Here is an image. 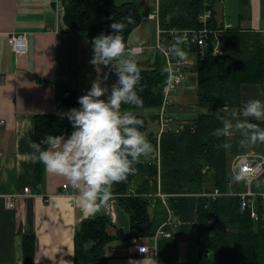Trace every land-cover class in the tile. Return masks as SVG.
I'll list each match as a JSON object with an SVG mask.
<instances>
[{"label":"crops","instance_id":"obj_1","mask_svg":"<svg viewBox=\"0 0 264 264\" xmlns=\"http://www.w3.org/2000/svg\"><path fill=\"white\" fill-rule=\"evenodd\" d=\"M68 1L0 0V264H22V243L26 235H33L34 238L33 264H73L74 235L80 222L101 212L105 213L102 208L95 215H86L80 201L67 195L74 190L62 176L49 174L44 170L41 182L37 183L35 166L27 159V154L32 151L30 144L33 141V117L56 111L54 103L56 83H64L75 90L79 98L90 88L92 80L109 73L106 67L101 66V69L96 70L89 64L92 54L86 52V49H90L91 44L85 41L91 39L71 32L64 24V5ZM225 3L223 0H204L206 8L200 14L208 13L210 20L205 24L200 22L201 26L208 28L214 17L216 23L222 27L237 26L244 30L261 31L264 34V0H238L239 11L235 12L236 16L230 15L228 18L225 14ZM154 11L158 12V6ZM151 13L154 12H148L147 18ZM155 23L158 26V19H155ZM20 33L26 36L24 49L15 51L10 47L8 38L12 34ZM220 37L219 35V44ZM128 42L127 40V46H130ZM189 46L182 47L189 64L179 87L181 89L173 95L168 109L174 124L181 119L190 118L185 115L192 111L218 113L217 109L226 108V111L219 114L224 118H231V113L240 111L250 99L264 102V84H242L238 106L198 108L196 96L191 95L194 89L191 91L188 80V75L191 74L189 71L195 68ZM143 55L145 58L141 59ZM143 55L131 58L135 59L138 65L146 66L152 54L146 51ZM109 78L114 82L111 75ZM194 80L196 84V72ZM252 122L264 127L262 121ZM233 136L242 137V134L236 132ZM228 138L230 137H227V140ZM249 145L247 153L253 152L264 157V143ZM240 154L231 156L227 152L229 164ZM259 178L252 184L255 192L264 191V186L263 189L257 187ZM62 184H67L65 190ZM237 186H240V190H236ZM24 187H28L33 195L16 197L14 207L7 209L4 206L3 195L20 193ZM244 187L243 181L234 179L229 183L227 191L239 192ZM157 188L159 189V179ZM65 195L67 198H60ZM199 195L201 196L200 193L192 192L163 193L159 198L150 197V215L156 211L158 202L165 211V218L156 229L160 226L164 232L170 233V236L159 235L155 239L152 238L153 234L149 237L131 239L115 237L104 245L106 264L196 262L198 258V245L195 242L196 206ZM257 198L254 199L255 205ZM118 199L111 200L108 214L112 224L107 227V232L112 236L118 231L127 234L130 230L129 214ZM141 244L148 247L145 253L137 251Z\"/></svg>","mask_w":264,"mask_h":264},{"label":"trees","instance_id":"obj_2","mask_svg":"<svg viewBox=\"0 0 264 264\" xmlns=\"http://www.w3.org/2000/svg\"><path fill=\"white\" fill-rule=\"evenodd\" d=\"M210 8V5H208ZM204 0H160L158 24L164 31L201 29L198 14L205 10ZM131 16L135 23L123 32L127 51V39L141 20L138 4L112 0H69L64 5L63 21L71 32L92 39L101 32L110 31L112 21L125 22ZM112 18V21L109 18ZM213 17V16H212ZM209 29L220 31L222 53L211 54V43L205 48L190 45L196 72V106L202 108L234 107L240 104L242 84H264V34L261 31L241 29L237 26L223 29L214 17ZM166 33V32H165ZM167 34V33H166ZM141 69L143 87L139 94L142 109H133L144 121L141 131L149 129V121L156 123L155 130L147 138L154 149L148 157H141L137 172L126 182L114 184L113 193L124 194L133 189L137 195L120 196L118 201L130 217L127 234L118 231L115 236L107 232L111 218L101 212L93 218L80 222L74 235L73 264H106L104 245L118 237L131 239L151 236L165 218V211L156 203V211L149 213L148 194L157 191L158 179L161 193H203L218 189L226 192L229 186V159L226 149L218 145L226 143L227 137H215L212 133L222 127V114L198 112L195 116L181 119L174 128L163 133L159 140V169L156 158L154 134L158 130L157 109L162 101L161 88L166 80V67L162 53L156 51ZM109 71V68H108ZM112 78L116 79L114 75ZM75 90L58 82L55 85V112L33 117V141L38 142L45 133L58 135L70 133L68 120L58 113L79 107ZM129 106H122L127 109ZM149 112L147 115L146 113ZM36 182H41L44 168L35 163ZM205 168V172L202 169ZM263 175L257 187L263 189ZM240 190V186L236 187ZM258 219L254 221L248 209L242 210L237 195H221L214 199L200 196L196 206L198 258L187 264H264V200L256 199ZM33 235H26L22 243V264H33Z\"/></svg>","mask_w":264,"mask_h":264},{"label":"clouds","instance_id":"obj_3","mask_svg":"<svg viewBox=\"0 0 264 264\" xmlns=\"http://www.w3.org/2000/svg\"><path fill=\"white\" fill-rule=\"evenodd\" d=\"M112 21V18H109ZM125 22L112 21L108 33L101 32L91 41L92 57L89 64L96 70L101 66L109 68V73L91 81L90 88L77 99L79 107L58 113L67 119L70 133L58 135L45 133L38 142L32 141V151L27 159L43 166L46 173L62 176L74 190L67 194L78 199L86 215H95L113 199V185L126 182L137 172L136 165L141 157L152 153V145L141 129L144 121L133 109L143 108V99L138 89L141 83V69L135 59L126 51L123 32L135 23L129 16ZM181 61L186 53L173 46L168 49ZM165 85L171 89L179 79L172 69L165 67ZM109 75L116 77L109 86ZM129 106L123 109L122 106ZM217 109V112L226 111ZM222 127L212 135L231 137L236 132L242 134L239 141L243 147L248 143H264V127L252 121L264 122V102L250 99L240 111H233L231 118H222ZM229 149V143L218 145ZM236 181L251 183L253 177L244 170H234ZM67 195L60 198H67Z\"/></svg>","mask_w":264,"mask_h":264},{"label":"built area","instance_id":"obj_4","mask_svg":"<svg viewBox=\"0 0 264 264\" xmlns=\"http://www.w3.org/2000/svg\"><path fill=\"white\" fill-rule=\"evenodd\" d=\"M155 13L149 14V17H154ZM199 22L205 24L210 20V15L208 13L200 14L198 16ZM230 25L224 26L223 29L229 28ZM167 33V37L169 41H164L165 45H162L160 41L157 40L155 45L149 50V52L154 55L156 51L162 53L165 61L166 67L172 69L173 74L179 77L174 82V87L171 89L167 88L164 84L161 88L162 101L160 106L157 109V122H158V130L154 134V139L156 141V158L154 162L156 163L157 168L159 169V140L163 133L171 131L175 124L174 119L170 116L168 109L172 102L173 95L177 92V87L183 82L185 78V70L187 69V65L189 61L186 59L181 61L179 57H177L174 53L169 52L168 49L175 46L183 51L184 46L188 45H197L200 48H205L211 43V54L213 56L220 55L222 53L220 44L218 41V37L220 35V31L218 29H209L207 27H202L201 29H187V30H174L170 29L165 31ZM26 36L23 33L20 34H12L8 38V43L12 49L15 51H22L24 49V41ZM178 45V46H177ZM127 52L130 56H141L146 52V47L141 45H130L127 46ZM184 52V51H183ZM170 54L173 55V61L170 59ZM167 78V76H166ZM234 170H244L247 171L252 177L251 183L243 181L245 183V187L241 191H226L221 192L218 189H214L210 192L201 193L202 196L210 197L212 199L221 196V195H237L240 199V207L242 210L248 209L250 217L256 221L258 219V211L256 209V205L254 203L255 197H261L264 200V191L255 192L252 189L253 182L258 179L260 176L264 174V157L253 153H245L241 155H237L233 158L229 164V172H230V180H234ZM202 172H205V168L202 169ZM229 175V176H230ZM62 188L65 190L67 188V184H62ZM133 189H130L129 192L124 194L113 193V198H118L120 196H130L137 195ZM32 191L28 187H24L22 192L18 193H9L3 195L4 206L7 209H12L15 205V198L22 196H32ZM149 199L159 198L163 196V193L159 191L157 188L156 193L148 194ZM111 209V200L107 202V204L103 207L104 212L108 215L110 214ZM159 235L170 236V233H166L159 226L152 235V238L155 239ZM148 247L145 244H141L137 247V251L139 253H145Z\"/></svg>","mask_w":264,"mask_h":264},{"label":"rangeland","instance_id":"obj_5","mask_svg":"<svg viewBox=\"0 0 264 264\" xmlns=\"http://www.w3.org/2000/svg\"><path fill=\"white\" fill-rule=\"evenodd\" d=\"M122 1H126V0H112V2L116 3V4H118ZM129 1H132V2H135L136 4H138L139 12L141 13L142 18H141L140 24L129 35V37L127 39L129 41L128 45H136V44H139V45L142 44L141 46L148 45V44L155 45L157 40L160 41V43L162 45H165L164 41L165 40L169 41L167 34L165 33V31L163 29H160L159 24L157 26V23H155V19H158V12H156L154 10L159 5L160 0H157V1H155V0H129ZM223 1H224V3L226 2L225 3L226 17L228 18V17H230V15L236 16L235 12L239 11L238 0H223ZM263 9H264V6H263ZM152 11L155 13V16L147 18L148 12H152ZM151 19H153V20H151ZM156 27H157V29H156ZM144 47H146V51H149L153 46H144ZM89 48L90 49H86V52H89L92 54L91 45L89 46ZM143 58H145V55L141 56V59H143ZM170 59H171V61H173V55H171V54H170ZM191 70L189 71V73H191V74L188 75V80L190 81L189 85H190L191 91H192V88L194 89L191 92V95L195 96V86H196L195 80H194L195 79V68H191ZM109 80H110V78L108 79L107 84L110 86L111 83H113V82H112V80H110V81ZM113 81H114V79H113ZM179 87H180V85L177 87L178 90L181 89V88L179 89ZM199 112H202V111L200 110ZM148 113L149 112H147L146 115ZM196 113H195V111H192L190 114H186L185 116H189V117L195 116ZM147 118L149 121V129H146L144 131L146 136L150 130L151 131L155 130V125H156V123L151 121V118L148 115H147ZM241 139H242V137H236V136L228 138L226 143H229L231 145V147L229 149H227V152L231 156H233L235 154L244 153V152L247 153L246 151L248 150L250 145L248 143L242 147L239 143V141ZM151 145H152V149H154L153 143H151Z\"/></svg>","mask_w":264,"mask_h":264}]
</instances>
